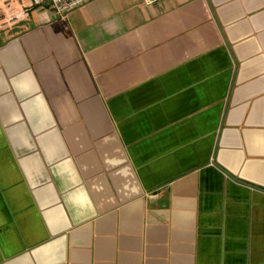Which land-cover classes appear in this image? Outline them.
<instances>
[{
    "label": "crops",
    "instance_id": "1",
    "mask_svg": "<svg viewBox=\"0 0 264 264\" xmlns=\"http://www.w3.org/2000/svg\"><path fill=\"white\" fill-rule=\"evenodd\" d=\"M27 6L0 0V264H264V0Z\"/></svg>",
    "mask_w": 264,
    "mask_h": 264
},
{
    "label": "built area",
    "instance_id": "2",
    "mask_svg": "<svg viewBox=\"0 0 264 264\" xmlns=\"http://www.w3.org/2000/svg\"><path fill=\"white\" fill-rule=\"evenodd\" d=\"M91 0H28V6L22 8L17 14L18 17H25L28 10L37 8L48 10L59 19L65 20L68 14L76 7L83 5ZM142 6H151L163 0H136ZM16 16H14L15 18Z\"/></svg>",
    "mask_w": 264,
    "mask_h": 264
}]
</instances>
